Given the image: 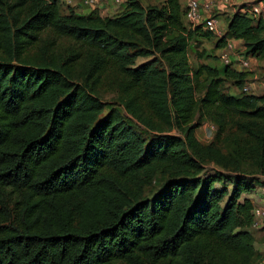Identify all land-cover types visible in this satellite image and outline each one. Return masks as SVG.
<instances>
[{"label": "trees", "instance_id": "trees-1", "mask_svg": "<svg viewBox=\"0 0 264 264\" xmlns=\"http://www.w3.org/2000/svg\"><path fill=\"white\" fill-rule=\"evenodd\" d=\"M126 3L0 0V264H264L243 197L264 185V92L231 64L191 67L214 33L181 0ZM229 39L264 57V17L234 12Z\"/></svg>", "mask_w": 264, "mask_h": 264}, {"label": "rangeland", "instance_id": "rangeland-1", "mask_svg": "<svg viewBox=\"0 0 264 264\" xmlns=\"http://www.w3.org/2000/svg\"><path fill=\"white\" fill-rule=\"evenodd\" d=\"M126 1L127 0H123L121 3H115L116 7L118 5L119 6L117 8L115 7L114 12H111V15H115L122 12L127 6ZM141 1L145 6H160L164 0ZM210 1L215 0H202V3H209ZM259 1L264 2V0H242L238 5H228L227 7L216 6L214 8L213 5L212 12L217 15L219 31L222 32V34L216 35L214 33L210 38L201 37L197 41H194L192 43L193 45L189 49V61L191 67H193L194 69L201 64H207L211 67H215L221 70L226 65L223 56L224 54H227L230 58V62L228 64H231V69L238 72L246 71L247 80L245 81L246 83H244V86L248 87V90H246L247 93L262 94L264 92V57L251 54L249 56H245V53H243L244 47L242 43L236 39H229L227 41V44H224L222 46L218 45V41L225 33L227 29V23L230 20L232 14L238 11L236 8L238 6H243V4H254ZM181 2L185 8L187 6L188 0H181ZM72 8H74L78 12L83 11V6L79 4V0H70V2H68L67 0H61L62 12L67 13ZM107 14L110 13L108 12ZM261 16L264 17V7ZM62 42V47H65L69 44L66 40H63ZM229 43L231 45H229ZM150 59L151 57H140L137 59V64H141L142 62H145ZM243 60L249 61L250 64L248 67L243 66ZM202 79H205V76H203ZM243 90L242 87H238L235 84L234 80L231 78L226 79L225 85L223 86V91L225 93L234 96L240 95L241 93H243ZM100 94L103 97L102 99L104 100V102H106L109 107L114 106L121 108V105L117 101L115 87L111 84L110 81H106L103 83V86L100 89ZM130 122L136 128L143 130L139 124L138 126L135 125V121L133 122L132 119H130ZM201 123L202 125L197 130V137L202 143H210L213 140L218 127L215 123L210 120H202ZM262 181H264V177H262ZM231 188L232 185L229 184V189ZM243 197L250 198L253 200L255 204L254 213L256 209H260L263 213L261 215H257L255 213V217L259 220V224L253 225L251 229L255 237L256 248L259 252L264 255V185L257 186L254 190L244 193Z\"/></svg>", "mask_w": 264, "mask_h": 264}, {"label": "built area", "instance_id": "built-area-1", "mask_svg": "<svg viewBox=\"0 0 264 264\" xmlns=\"http://www.w3.org/2000/svg\"><path fill=\"white\" fill-rule=\"evenodd\" d=\"M83 3L89 7H95L98 0H82ZM123 0H114L115 3H121ZM216 1V2H215ZM210 1L209 3H202V0H188L186 6V19L187 21L195 24L203 23L204 29H208L215 33L216 35H221L222 32L219 31L218 27V18L213 15L212 9L213 5L227 7L228 5H238L242 0H215ZM70 2V0H69ZM264 2L259 1L254 4H243V6H238L236 9L241 13L248 14L253 17H260L262 15V10L264 7ZM229 45H231L229 43ZM226 64L230 62L229 55L224 54L223 56ZM242 64L244 67L249 66V61L243 60ZM248 90V87L244 88ZM254 213V210H253ZM255 213L257 215L263 214L260 209H256ZM254 213V222L253 225L259 224V220L255 217Z\"/></svg>", "mask_w": 264, "mask_h": 264}, {"label": "crops", "instance_id": "crops-1", "mask_svg": "<svg viewBox=\"0 0 264 264\" xmlns=\"http://www.w3.org/2000/svg\"><path fill=\"white\" fill-rule=\"evenodd\" d=\"M67 1L69 2V0H67ZM79 4L83 6V11H81L83 13H87L91 9H93V8H90V7L86 6V5H84L81 0H79ZM115 7H116V4H115L114 0H98L97 4L95 6V8H98L100 13L102 15H104V16L105 15H111V12H114ZM106 12L107 13L109 12L110 14H107ZM239 42L242 43V41H240V40H239Z\"/></svg>", "mask_w": 264, "mask_h": 264}]
</instances>
